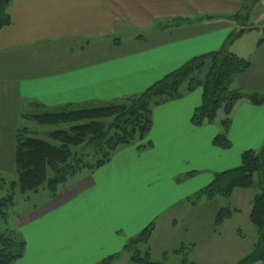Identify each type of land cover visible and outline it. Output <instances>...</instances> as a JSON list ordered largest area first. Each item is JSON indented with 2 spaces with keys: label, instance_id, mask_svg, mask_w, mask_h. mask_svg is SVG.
I'll list each match as a JSON object with an SVG mask.
<instances>
[{
  "label": "crops",
  "instance_id": "obj_1",
  "mask_svg": "<svg viewBox=\"0 0 264 264\" xmlns=\"http://www.w3.org/2000/svg\"><path fill=\"white\" fill-rule=\"evenodd\" d=\"M246 1L13 0L7 7L11 23L0 30V68L3 72L8 68L3 60L16 63L24 55L32 60L34 54L41 57L51 45L108 37L120 22L145 28L178 17L231 15L245 7L238 8L239 4L251 2ZM255 8L253 5L250 14ZM258 26L246 28L264 30V21ZM237 27V23L212 19L187 27L191 35H183L185 28H178V35L106 60L53 69L38 61H31L29 67L12 65L15 77L10 83L15 85L16 103L38 111L30 115L100 107L135 96L192 57L219 49ZM260 45L258 51L264 48V41ZM252 69L253 64L246 74L263 77ZM254 86L249 89L238 84L233 89L264 93L263 87ZM201 94L198 88L155 105L144 140L118 147L108 163L72 177L54 198L48 195L13 212L17 216L12 228L25 242L24 254L16 264H122L124 245L151 223V238L165 231V243H169L165 248L175 245L170 249L173 255L180 256L184 250L188 256L192 254L191 260L182 259L180 264H204L199 263L195 242L188 237V232L198 230L193 222L200 221L199 214L189 212L201 199L193 196L215 174L238 166L242 150L232 142L228 150L215 147L212 141L218 131L213 123H191ZM231 117L229 140L237 142L233 136L242 132L253 134L258 146L264 143V104L238 100ZM172 234L180 236L170 239ZM167 258L164 252L161 261Z\"/></svg>",
  "mask_w": 264,
  "mask_h": 264
},
{
  "label": "trees",
  "instance_id": "obj_2",
  "mask_svg": "<svg viewBox=\"0 0 264 264\" xmlns=\"http://www.w3.org/2000/svg\"><path fill=\"white\" fill-rule=\"evenodd\" d=\"M12 1L0 0V30L11 23L7 7ZM251 9L252 6H245L231 15L178 17L157 23L155 26L160 31L185 28L183 35L193 33L187 27L212 19H224L237 23L238 27L230 32L219 49L192 57L135 96L95 108L26 115L27 119L40 125L65 124L68 128L52 131L48 139L32 136L27 128L15 133L17 180L1 181L4 186L8 184L9 189L0 198V264L15 263L25 251L23 238L8 226L7 221L14 207L15 192L18 190L21 195H27L43 187L49 197L54 198L59 188L72 177L84 170L99 169L108 163L118 147L144 140L151 129L152 111L157 104L179 99L185 92L200 88L201 103L195 108L191 123L194 126L211 124L218 110L223 107L225 117L221 121L222 131L214 136L212 143L219 149H230L228 130L235 103L246 99L253 105L264 104V93L246 94L230 87L234 76L251 66L249 61L228 51V46L236 37L250 31V28H246V22ZM138 39L144 41L142 36H138ZM261 43L262 40L258 45ZM203 71L205 75L202 79ZM141 147L145 148V144ZM254 187L259 192L252 198L248 218L256 231V243L253 251L234 264H252L264 260V146L259 152L243 151L239 166L215 174L209 185L193 196L194 199L212 200L216 196L230 197L237 189ZM235 211L219 209L215 224L223 223ZM153 230L154 224L151 223L124 245L123 251L129 255L130 264H159L151 262L148 251L143 255L139 251L141 245L149 243Z\"/></svg>",
  "mask_w": 264,
  "mask_h": 264
},
{
  "label": "rangeland",
  "instance_id": "obj_3",
  "mask_svg": "<svg viewBox=\"0 0 264 264\" xmlns=\"http://www.w3.org/2000/svg\"><path fill=\"white\" fill-rule=\"evenodd\" d=\"M250 1L251 2L248 4H239L238 8L243 7L244 5H256L257 8H255L254 13L251 12L249 19L246 22V27L252 25L253 27H259V22L264 21V0ZM254 1H258V4H254ZM256 9H258L257 12ZM255 14L256 18L254 17ZM115 26L116 30L113 34H110L108 37L93 39L90 41L91 43L68 42L63 45H51L49 46L48 53L44 52L43 55L40 53L42 55L41 57H39L38 54H34L33 60L29 55L21 56L16 63L3 60V63L6 64L8 68L4 72L0 68V198L4 197L7 189H9V185L7 184L4 186L1 184V181L12 182L17 180L14 162V136L17 130L27 128L32 136L41 139H48V135L52 131L59 129L66 130L68 128V125L65 124L40 125L25 117V115L28 114L38 113V111H35L36 109L27 105L16 103L15 85L14 83L13 85L10 83V81L14 79L13 77H15L13 75L15 70L10 67L12 65H15L16 67L18 65H26L25 67H29L31 61L34 64L38 61L40 65L41 62L47 63L45 67L53 69L54 67H61L63 65L71 67L78 64L106 60L125 54L144 44V47L153 46L155 45L154 43H157L161 38H168L170 37L169 35H178L179 32L178 29H175L170 32H168L169 30H166L168 33L160 34L161 31L157 30L156 26L152 24L145 28H137L124 26L120 22ZM138 36L144 37V41L141 42L142 40L138 39ZM260 40H262V42L264 41V30L261 28H253L244 33L241 37H236L228 46V51L230 53L236 55L240 59L249 61L251 65L253 64L252 70H259L263 76L261 78H256L248 73L246 74L247 71H245L241 73L243 74L242 77L241 74L234 76L232 85L230 86L231 89L235 88L238 84L239 87H242V84H244L249 89L253 84L255 85L254 87L264 88V55L261 54L264 53V48L262 49L261 47L260 51H258L259 49L257 47ZM204 75L205 71L201 74L202 79L204 78ZM247 115L250 116L251 114L247 113ZM224 117V109L221 107L212 122L218 132L222 131L221 121ZM242 121L243 120H239L240 123H243ZM251 126L249 127L251 128ZM257 127L258 126L253 125L252 128L257 129ZM233 137H236L237 142H234L233 139L229 141L232 142V146L239 147L242 152L246 150L259 152L264 146V144H261L260 146L257 145V140L254 138L253 134L244 135L242 132H238L237 134H234ZM255 183H257L256 175ZM258 192L257 187L247 190L237 189L230 197L216 196L212 200L201 198L196 201L194 206L192 205L193 209L190 206L189 212L200 215V221L193 222L194 224H197L196 227L198 226V230L188 232L189 240L195 242V255L198 257L199 263L232 264L235 261L237 262L241 260L253 251L254 247L252 246L253 243H255L256 233L249 221L248 213L252 198ZM46 196H48V193L43 187L37 192L29 193L27 195H21L17 190L14 195V207L7 218L8 226L10 228L13 227V220L15 219V216H17L16 214L14 215L13 212L17 213L21 209L30 206L31 203H39V201L45 199ZM27 199H29V201H25ZM221 208H229L230 210L237 208L238 212H233V216L230 217L231 220H225L224 225L218 226L214 224L215 216ZM182 234L183 233H181V235ZM178 236L180 235L172 234L169 238L175 239ZM166 237L168 238V235ZM166 237L165 231H160L158 235H153L147 245H141L139 251L143 255L148 249H150L149 253L151 262L159 264H180L182 259L191 260L192 254H189L188 256V250H184V253L181 254L180 257L179 255H173L171 253L170 249L175 247V245L165 248L169 246V243H165L164 238ZM164 252L168 253V258L161 261ZM202 258L203 260H201ZM120 260L122 264L129 263V255L126 253L123 254ZM13 264H16V262ZM252 264H264V260L256 261Z\"/></svg>",
  "mask_w": 264,
  "mask_h": 264
}]
</instances>
